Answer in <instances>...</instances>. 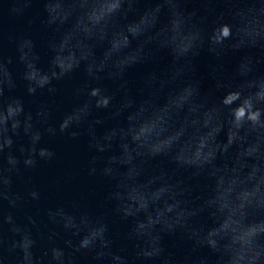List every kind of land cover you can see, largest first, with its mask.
I'll list each match as a JSON object with an SVG mask.
<instances>
[{"label": "water", "instance_id": "1", "mask_svg": "<svg viewBox=\"0 0 264 264\" xmlns=\"http://www.w3.org/2000/svg\"><path fill=\"white\" fill-rule=\"evenodd\" d=\"M0 264H264V0H0Z\"/></svg>", "mask_w": 264, "mask_h": 264}, {"label": "clouds", "instance_id": "2", "mask_svg": "<svg viewBox=\"0 0 264 264\" xmlns=\"http://www.w3.org/2000/svg\"><path fill=\"white\" fill-rule=\"evenodd\" d=\"M221 34L225 37L229 35V29L227 26L221 28Z\"/></svg>", "mask_w": 264, "mask_h": 264}]
</instances>
